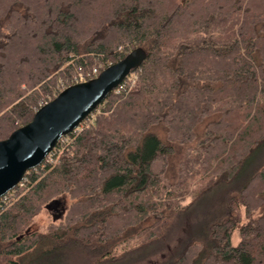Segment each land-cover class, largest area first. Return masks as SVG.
Wrapping results in <instances>:
<instances>
[{
	"label": "trees",
	"instance_id": "trees-1",
	"mask_svg": "<svg viewBox=\"0 0 264 264\" xmlns=\"http://www.w3.org/2000/svg\"><path fill=\"white\" fill-rule=\"evenodd\" d=\"M137 50L0 197V264H264V0H0V140Z\"/></svg>",
	"mask_w": 264,
	"mask_h": 264
},
{
	"label": "water",
	"instance_id": "water-1",
	"mask_svg": "<svg viewBox=\"0 0 264 264\" xmlns=\"http://www.w3.org/2000/svg\"><path fill=\"white\" fill-rule=\"evenodd\" d=\"M142 57L141 51H133L95 78L66 87L40 107L30 122L0 140V197L12 190L29 168L40 164L62 136L88 117Z\"/></svg>",
	"mask_w": 264,
	"mask_h": 264
},
{
	"label": "rangeland",
	"instance_id": "rangeland-1",
	"mask_svg": "<svg viewBox=\"0 0 264 264\" xmlns=\"http://www.w3.org/2000/svg\"><path fill=\"white\" fill-rule=\"evenodd\" d=\"M182 2H184V0H182ZM117 50H118V51H123L124 48H123L122 46H119V47L117 48ZM93 67L96 68L97 70H99V67H98L97 65H94ZM93 67H92V68H93ZM89 75H92V69H91V71H88V73H86L84 76H85V77H88ZM129 78H130V81L126 82L128 88H129L128 91H134V90L137 89L136 76H135L134 74H132ZM73 81H75L74 78H73ZM89 121H90V116L88 117V119H87V121H86V124H87ZM84 125H85V124H84ZM68 142H70V139H69L68 141H65L64 144H63L62 146H66V144H67ZM61 151H62V150H61ZM57 159H58V155L56 156L54 162H55ZM68 202H69V201H68ZM62 208H64V207H62ZM54 212L56 213V211H54ZM195 214H196L195 212H190L188 215L183 216V217L178 221V223H177V232H178V233H181L182 228H183L184 226H186L187 224H189L190 222H192V219L195 217ZM39 217H41V220L38 221V222H35L34 224H32V226H31V230L37 228V226H38L39 224H41V222L47 224L48 222L51 221L50 214H48V213L45 212V211H43V212L40 214ZM37 223H38V225L36 226ZM38 228H40V227H38ZM232 241H233L234 244H236V243L238 242V234H237V233L234 234V236H233V238H232Z\"/></svg>",
	"mask_w": 264,
	"mask_h": 264
},
{
	"label": "built area",
	"instance_id": "built-area-1",
	"mask_svg": "<svg viewBox=\"0 0 264 264\" xmlns=\"http://www.w3.org/2000/svg\"><path fill=\"white\" fill-rule=\"evenodd\" d=\"M98 74V70L96 68H92V75H89L88 77H91V76H96ZM86 77L83 76V75H79V76H75L74 79H75V83L77 82H81V81H86L85 79ZM124 84L123 83H120L117 87H116V90H118V88H124ZM88 117H86L79 125V129H81V127L84 126V124H86V121H87ZM69 138H68V135H64L60 138V140L57 142V144L54 146V148L52 149V151L43 159V162L45 163H53L56 156L59 155V153L61 152V150L63 149L64 146H62L64 144L65 141H68ZM70 142H68L66 145H68ZM18 186L20 188H22L24 186V182L23 180H21L19 183H18Z\"/></svg>",
	"mask_w": 264,
	"mask_h": 264
},
{
	"label": "bare ground",
	"instance_id": "bare-ground-1",
	"mask_svg": "<svg viewBox=\"0 0 264 264\" xmlns=\"http://www.w3.org/2000/svg\"><path fill=\"white\" fill-rule=\"evenodd\" d=\"M22 178H23V177H22ZM20 181H21V180H20ZM20 181H19V182H20ZM17 184H18V183H17Z\"/></svg>",
	"mask_w": 264,
	"mask_h": 264
}]
</instances>
